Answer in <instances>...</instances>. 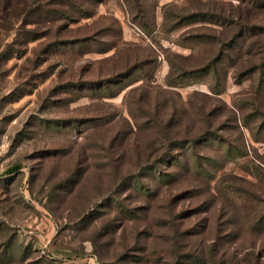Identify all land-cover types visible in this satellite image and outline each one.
Listing matches in <instances>:
<instances>
[{
	"label": "rangeland",
	"instance_id": "374dc122",
	"mask_svg": "<svg viewBox=\"0 0 264 264\" xmlns=\"http://www.w3.org/2000/svg\"><path fill=\"white\" fill-rule=\"evenodd\" d=\"M16 1L0 0V264H264V9L1 13Z\"/></svg>",
	"mask_w": 264,
	"mask_h": 264
},
{
	"label": "trees",
	"instance_id": "16d2710c",
	"mask_svg": "<svg viewBox=\"0 0 264 264\" xmlns=\"http://www.w3.org/2000/svg\"><path fill=\"white\" fill-rule=\"evenodd\" d=\"M87 1H89V0H87ZM56 2H57L56 3V9H53V11L55 12L56 18H58L59 20L69 19V18H71L72 15H75L76 12L80 13V10H83L79 6V4L77 3L78 2L77 0L76 1L75 0H56ZM242 2L246 3L249 6L251 5L252 8L264 9V0H242ZM30 6H31V0H18L16 2H10L6 6H4L1 9V13L2 14H9V15L11 13L13 18H17V20H21V18H23V16H27ZM82 6H83V4H82ZM53 11L52 10L49 11L48 9L42 10V8H41V9H39L38 14H40V15H44V13H50L51 14V12H53ZM29 14H31V13H29ZM22 20H23L21 22L22 25H29V24L32 25V24L38 23L37 21H35L33 19H22ZM4 21L6 23H8V19L5 18ZM183 21L186 23H191L193 21V16L191 15L189 17H185L183 19ZM2 25L3 24H0V28H2ZM249 26L251 27L250 29L253 31V34H254L256 32L255 28L253 27V25H248V27ZM28 32L30 34L34 33L32 30L28 31ZM245 32L246 33H243L242 36H244V34L249 33V29H246ZM263 33H264V29H263ZM30 38L33 39L34 37L31 36ZM260 50L264 54V42L262 43ZM262 66H264V65H262ZM209 69L213 70L212 66ZM215 69H216V66H215ZM201 134L202 133H197L195 135H191V140L189 141V144H194V145L197 144L199 142V139L203 136V135L200 136ZM9 172L12 173L13 169H11Z\"/></svg>",
	"mask_w": 264,
	"mask_h": 264
}]
</instances>
